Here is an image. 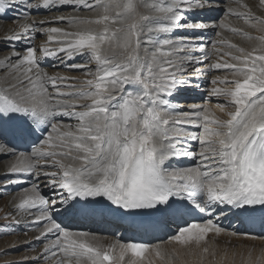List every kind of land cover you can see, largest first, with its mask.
Segmentation results:
<instances>
[{
    "label": "snow or ice",
    "instance_id": "6c2138e0",
    "mask_svg": "<svg viewBox=\"0 0 264 264\" xmlns=\"http://www.w3.org/2000/svg\"><path fill=\"white\" fill-rule=\"evenodd\" d=\"M217 2L0 0V18L15 24L7 29L10 47L0 57V70L12 78L0 88V158L10 160L0 186L27 185L3 217H12L3 234L22 222L38 228L34 239L47 242L33 261L49 254L55 264L175 260L160 244H103L97 235L62 222L106 211L152 224L183 221L169 240L200 248L201 260L210 252V236L227 231L221 219L234 216L264 228V17L243 0H231L244 11L230 7L228 15L256 36L223 19H201ZM258 6L264 8V0ZM41 9L56 14L34 19ZM60 24L68 27L54 26ZM209 27L240 35L250 47L213 40L218 59L206 63L209 52L198 33ZM39 36L45 39L36 45ZM78 57L84 63L75 62ZM48 59L81 70L85 79L50 75L42 67ZM213 70L225 72L211 80L210 96L223 98L216 108L226 118L207 102L185 108L177 99L199 87L193 78ZM184 159L196 163L181 166ZM193 212L199 221L185 219Z\"/></svg>",
    "mask_w": 264,
    "mask_h": 264
},
{
    "label": "bare ground",
    "instance_id": "6f19581e",
    "mask_svg": "<svg viewBox=\"0 0 264 264\" xmlns=\"http://www.w3.org/2000/svg\"><path fill=\"white\" fill-rule=\"evenodd\" d=\"M243 2L247 3L251 8L255 15L264 17V8H260L259 0H243ZM233 7L237 8L235 4L231 3V0H218L216 6L212 10H206L201 14V19H204L205 21L209 22L210 24L214 21L218 23L220 20H224L227 26H236L244 31H248L251 33V35L256 36L260 33L255 32L248 28L247 25L244 24L243 20H238L232 16L228 15V8ZM238 11H244V9L237 8ZM56 13H46L43 9L40 10L39 13L34 15V19L40 20L45 18H50L51 15ZM66 15L69 14L68 12L65 13ZM77 15L85 18H95L97 16V12H79ZM54 26H60V27H68L65 24L60 25H54ZM15 27V24L11 21L4 22L3 18H0V57H2L7 49L10 47V45L5 41V36L7 34V29ZM81 28L91 27L95 28V25H80ZM216 31L222 32V37H217L215 35ZM199 35L207 36L203 39V43L206 46L209 56L206 60V63L209 62L208 60L211 59L212 63L216 62L218 57L213 52L212 49V41L217 40L219 41L221 38L227 39L231 43H235L242 47H250L251 42L247 40L238 39L237 41L232 39L231 35L232 33L226 30L221 29H213L211 27L202 30ZM233 36V35H232ZM238 36V35H237ZM45 37L39 36L34 40V44L40 45L43 43ZM236 41V42H235ZM199 55V53H197ZM227 59V57H225ZM77 63H84L83 57H78L76 59ZM42 67L49 72V74H56L59 73L63 76H69V77H77L79 80L85 79L84 75L82 74V71L79 69L68 71L62 67H56L55 62L51 59H48L42 63ZM224 70H213L212 72L208 73L211 75H202L199 77V79L193 78V83L198 84L199 87H192L189 88L187 91L182 92L177 99L180 100L181 104L186 108L187 105L192 104L191 102H188V100L192 98H196V103L198 105H203L204 103H208L209 107L212 109V111L215 113L216 116L220 118H226L217 108L215 104L216 102H223L222 97L218 98L215 96H210V89L213 87L211 80L215 76H221V73ZM210 76V77H209ZM11 76L9 75V70H0V88H7L9 86V82L11 81ZM208 81L210 84L207 86ZM50 87V86H49ZM209 92V93H208ZM187 101V102H186ZM66 123H71L73 121H65ZM196 130V129H193ZM193 148L197 152L199 151V146L197 143L193 142ZM10 163V160L8 158H0V174L4 173L6 171L7 165ZM181 166L191 165L194 166L196 161L190 160V159H184L180 162ZM15 186H20V189L22 187H26L27 185H10L7 188H4L3 186H0V192L5 191L7 197H5V213L12 212L14 208V201L15 203H18V200L15 198L18 195L19 190L14 192L13 188ZM45 193L47 192L46 189H43ZM4 205H0V208H3ZM193 215H197L200 217L199 214L193 212ZM10 218V217H9ZM17 219H23L22 215H18L16 217ZM201 218V217H200ZM84 223H80L78 219L72 218V219H64L62 222L66 227H69L72 230H83L88 231L91 234H95L99 237V241L103 244H109L112 243L115 240H119L120 242H129V241H135V242H144L151 245L160 244L161 247L168 253L175 255V260H169L166 259L163 264H256L257 259L260 260V264H264V235H249L247 232L240 231L237 228V221L236 217L229 216L227 219H221L219 221L220 225L227 229L225 233H222L219 237H212L208 239L207 246L210 249L209 254L201 260V249L198 247L193 248H182L181 246L170 242L169 237L173 235L176 231L178 224H183V221H173L171 219L167 220L165 225V232H163V237L168 236V239L166 241L160 240H148L144 237H134L132 233L126 234L124 229L120 228L118 224L112 223L110 221H106L104 218H97L94 219L93 217H87ZM6 222V221H5ZM4 222V223H5ZM193 222V221H191ZM12 223V217L10 218V223H7L11 225ZM16 230L18 232L20 230L24 231V233H27L26 236L21 237V234H17L18 232H14L16 237V242H14L15 247H11V244L8 246L7 242L6 244L1 241L0 243V255L5 253V250H10L11 248H18L21 250H25L30 247L38 246L36 247L34 251L31 252V255H29V260L33 261V257H37L38 254H40L43 251L44 244L47 242L44 239L36 240L34 239L36 236L39 235V229L35 226L29 227L25 225L23 222L16 227ZM236 230L239 232L238 235H231L230 233ZM23 234V233H22ZM5 235V234H2ZM0 235V237L2 236ZM255 237V238H253ZM19 238V239H18ZM52 237L49 236L48 239H51ZM166 238V237H165ZM10 239V238H9ZM8 241V239H6ZM5 240V241H6ZM43 244H40L42 243ZM174 248V249H172ZM172 250V251H171ZM29 252V251H28ZM212 252L215 253V256H212ZM249 253H251V261H249ZM180 254L186 255V257H182ZM188 256V257H187ZM27 258V257H26ZM5 260H8L4 258ZM42 260H45L44 258H39ZM37 259L36 261H39ZM14 259L10 258V261L12 262ZM18 260V259H17ZM28 260V259H27ZM25 261V260H24ZM47 264H55V260L52 258L51 254H49V258L47 260ZM8 262V261H7ZM40 262V261H39ZM3 263V262H0ZM161 264L159 260L155 261V264ZM8 264V263H7ZM12 264V263H9Z\"/></svg>",
    "mask_w": 264,
    "mask_h": 264
},
{
    "label": "rangeland",
    "instance_id": "374dc122",
    "mask_svg": "<svg viewBox=\"0 0 264 264\" xmlns=\"http://www.w3.org/2000/svg\"><path fill=\"white\" fill-rule=\"evenodd\" d=\"M251 6V5H250ZM261 16V15H260ZM233 35V34H232ZM231 35V37H232V39H233V41L234 40H238V39H242V40H246L244 37H242V36H240V35H233L232 36ZM205 37H207L206 35L205 36H203V38H205ZM235 41V42H236ZM209 62H207V63H212V60L211 59H209L208 60ZM208 75H211V74H208ZM223 75H225V72L224 71H222V73H221V76H223ZM210 77V76H209ZM210 84V82L208 81V84H207V86ZM209 93V92H208ZM196 98H192V99H190V100H188V102H191L192 104L193 103H196ZM187 102V101H186ZM218 103H220V104H223V102L221 103V102H216L215 104H218ZM6 192L5 191H1L0 192V205H4V207L3 208H0V235H2L3 234V232H4V228H3V226L4 225H9V224H7V223H10V218H11V216H10V218H8L7 220H5V219H3V217H4V215H5V210H7V209H5V197H7V195L5 194ZM8 212V211H7ZM6 221V222H5ZM5 222V223H4ZM12 224V223H11ZM15 232H18V230H16ZM21 234V237H22V235L23 236H26V234L24 233V231H22V230H20L17 234ZM23 233V234H22ZM16 237H17V235L15 234V233H10V234H5V235H2L1 237H0V243H1V241L2 242H4L5 244H6V242L8 243L7 245L9 246L10 244H11V242H12V244H11V247H15V244H14V242H16ZM10 238V239H9ZM6 239H8V241L6 240ZM19 239V238H18ZM168 239V236H166V238H164V241H166ZM6 240V241H5ZM40 244H43V242L42 243H40ZM36 247H38V246H34V247H30V248H27L26 249V251L25 250H21V249H18V248H11L10 250H6V252L5 253H3V254H1L0 255V262H3V263H0V264H9V263H12V262H17V264H47V261H45V260H42V259H39V261H30L29 260V255H31V252L32 251H34V250H36L37 248ZM193 247H196V246H193ZM193 247H191V248H193ZM36 248V249H35ZM172 249H174V248H172ZM29 251V252H28ZM172 251V250H171ZM182 257H186V255H184V254H180ZM28 258V260L27 259H25V258ZM188 257V256H187ZM4 258H6V259H8V260H5ZM10 258H13L14 260L11 262L10 261ZM18 259V260H17ZM25 260V261H24ZM8 261V262H7ZM158 264V263H157Z\"/></svg>",
    "mask_w": 264,
    "mask_h": 264
}]
</instances>
